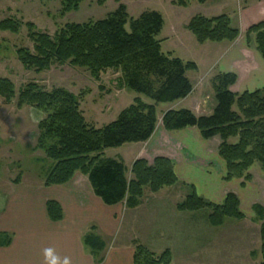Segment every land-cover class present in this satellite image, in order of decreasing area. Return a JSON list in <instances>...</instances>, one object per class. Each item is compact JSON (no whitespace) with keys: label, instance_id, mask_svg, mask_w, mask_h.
<instances>
[{"label":"trees","instance_id":"16d2710c","mask_svg":"<svg viewBox=\"0 0 264 264\" xmlns=\"http://www.w3.org/2000/svg\"><path fill=\"white\" fill-rule=\"evenodd\" d=\"M81 1L62 0L64 11L78 8ZM191 1L170 0L178 7H187ZM196 1L203 4L207 0ZM163 23L161 14L155 11L131 18L123 5L102 20L65 24L54 36L36 30L32 23L22 24L11 18L0 21L1 32L17 35L22 26L26 28L32 48L16 50L18 61L26 69L41 73L56 64H68L86 69L94 79L107 70L119 71L127 90L152 102L145 104L135 98L114 121L95 128L85 120L78 98L68 91L60 88L47 91L31 82L17 94L10 80L0 78V98L5 103L16 100L18 109L29 106L44 115L37 126L35 150L41 151L50 162L45 187L65 185L79 173L87 178L93 194L104 205L113 207L125 202L127 209H134L140 206L146 189L158 193L176 186L178 178L168 158L157 157L152 164L136 160L131 167L132 179L128 181L122 161L103 157L107 149L147 142L158 124L156 106L183 100L193 91L186 74L196 71L197 66L162 52L157 37ZM186 28L199 44L233 42L240 34L226 14L196 15ZM245 36L264 61V20L248 28ZM236 80L232 72L220 73L212 79L215 107L210 115L197 116L188 109L168 110L160 120L167 132L195 128L206 141L218 137V156L225 165L224 181L249 180V169L254 164L264 167V91L234 94L231 87ZM190 190L177 206L178 211L207 213L205 219L214 228L221 227L226 220L245 219L234 193H228L220 204H215ZM45 209L50 221L63 219L58 202L47 201ZM252 211L260 227V264H264V207L254 205ZM10 239L9 235L0 234L2 245L9 244ZM83 242L99 263L105 243L94 227ZM171 263L169 249L154 253L134 242L133 264Z\"/></svg>","mask_w":264,"mask_h":264},{"label":"rangeland","instance_id":"374dc122","mask_svg":"<svg viewBox=\"0 0 264 264\" xmlns=\"http://www.w3.org/2000/svg\"><path fill=\"white\" fill-rule=\"evenodd\" d=\"M261 1L264 0H235L234 5L231 3L223 6L221 0H208L206 5H201L196 0H192L187 7H178L173 5L170 0H83L79 3L78 8L64 11L62 0H0V21L11 18L22 24L32 23L36 30L54 36L65 24H82L88 21L102 20L117 10L120 5L125 7L131 18H137L145 11H155L161 14L164 22L162 31L157 37L161 41L162 52L164 54L169 53L184 62H193L197 66L196 61L206 62L204 56L208 57V52L206 48L200 49L196 45L211 42L199 44L186 27L194 16L202 15V10L216 9V16L226 14L230 18L232 26L240 32L239 37L233 42H244L248 52L256 55L264 63L253 42L248 44L245 36L248 28L263 20L246 27L241 23L242 15H245L242 12L248 9L251 4H259ZM252 41H254L253 37ZM18 48H32L24 26L21 27L17 35L0 31V78L10 80L17 94L20 89L31 82L47 91L54 88L68 91L78 98L80 110L85 120L95 128H102L114 121L122 110L132 104L135 98H139L145 104H152L146 97L138 96L127 90L119 71L107 70L100 74L99 79H94L86 69L72 67L68 64H56L48 70L37 73L33 69H26L18 61L16 55ZM216 50L222 49L216 46ZM222 53L223 51L218 52L216 57H220ZM218 62L219 60L216 63V74L210 79V85L207 83L199 85L203 81V76L197 70L186 74L187 77L189 75L188 78L195 85V94L186 101L185 105L198 108V110L200 108L201 113L208 112L213 107L215 100L211 81L220 74L218 73L220 72L217 66ZM205 68L203 67L204 71ZM197 98L204 102L197 100ZM175 106H182V104L177 101L176 104L173 102L156 106L158 124H160L162 114L171 108H175ZM205 107L206 109H204ZM43 117L41 112L32 107L24 106L18 109L16 100L5 103L0 98V212L8 206L9 194L13 185L23 183L24 186L32 189L44 186V178L50 167V162L45 159L41 151L35 150L37 126ZM235 141L232 140L231 142ZM219 144L220 139L218 137L210 142L211 148L216 149L217 154ZM147 146L146 144H126L120 148L105 150L103 157L122 161L126 168V178L130 181L132 179V164L138 159L145 160L142 157L147 156ZM212 149L210 151L214 153ZM153 161L147 162L152 164ZM249 175V180L225 181L230 182L228 184L230 189L226 195L234 193L240 200V209L245 215L244 220H226L221 227L214 229L210 226V229L215 232V239L211 240L210 237L209 243L204 245L200 241L211 236V232L210 230L197 232L196 229L202 216L205 218L207 213L182 217L184 220L186 219L185 221H189L185 222V227L183 226L185 233L178 230L169 235L172 240L180 241L181 235L188 239L190 246L188 256L193 261L187 262V264H260V227L259 223L255 221L252 206L264 207V167L260 164H254L249 169ZM223 177H225V172ZM72 180L70 191L73 190L74 193H78L82 199L87 197L89 193L87 178L78 173ZM4 184H12V186L3 187ZM190 189L194 190V187L180 182L178 179L176 186L163 188L159 191L163 192L158 195L146 189L145 192L147 193L144 192L145 196H143L140 206L134 209H127L125 202H123L110 210L109 214L114 213L112 215L117 222H120V234L108 239V246L123 245L130 240L134 248L136 241L134 237L141 244L155 245L152 242V240L154 241L152 233L161 221L154 223L153 219L160 211L162 212L160 214L167 213V216L164 215L163 217L171 221L175 217L173 214H175L177 206L191 193ZM216 203L220 204L221 202ZM95 206V203L90 204L92 208ZM155 207H162L164 210L159 209L157 212L156 209L154 210ZM169 211H172V217ZM151 222L155 226H152L153 223L150 224ZM167 231L168 229L165 228L164 232ZM169 236L161 239L159 243L165 246L169 244L170 246L171 244L177 246L170 241Z\"/></svg>","mask_w":264,"mask_h":264},{"label":"crops","instance_id":"0c3cea01","mask_svg":"<svg viewBox=\"0 0 264 264\" xmlns=\"http://www.w3.org/2000/svg\"><path fill=\"white\" fill-rule=\"evenodd\" d=\"M221 1L223 6L224 4L233 3L234 5L235 3V0ZM207 2L208 0L201 5H206ZM242 13H245L241 19L244 27L264 20V1H261L259 4H251ZM202 15L214 17L216 16V9L202 10ZM196 46L200 49L206 48L208 52V57L204 56L205 63L196 61L197 72L203 76V81L199 84L200 86L205 83L210 85V79L216 74V63L219 60L217 66L220 72L218 73L233 72L236 74V83L231 87V91L234 94L256 90L264 91V63L256 55L248 52L244 42L237 43L236 41L229 44L207 43ZM216 46L222 50L217 51ZM222 51V55L216 57L218 52ZM203 67H206L205 71ZM197 72L191 73L195 74ZM188 79L190 80V78ZM190 81L193 86L192 93L187 98L178 101L182 106H175V108L169 110L188 109L197 116L210 115L215 107V103L208 112L204 111L202 113L199 111L200 108L198 110V108L185 105L186 101L195 94V85L192 80ZM197 100L203 101L200 98H197ZM176 103L177 101L174 102V104ZM213 139L207 141L202 139L200 133L195 128L167 132L162 128L160 123L157 124L152 137L147 142L138 144L148 145L147 156L142 158L149 162L153 161L156 157L168 158L174 164L175 173L180 182L192 185L197 196L216 203L223 201L226 192L230 189L228 188L230 182L224 181L225 166L219 158L217 150L211 148L210 142ZM72 181L61 186L35 187L37 189L24 186L23 183L11 187L8 206L0 212V214H3L0 215V234H7L11 239L7 245H2L3 243L0 240V264H45L43 252L46 248H52L55 256L61 262L65 257L70 258L71 264H133L134 248L130 240L123 245L108 246V239L120 234V222L116 221L114 215H112L114 213L109 214L110 210L116 208L118 205L113 207L104 205L93 194L88 181L89 193L84 199L80 198L78 193H74L73 190L70 191V183ZM8 185L12 186V184H4L3 187ZM236 193L238 194V192ZM50 200L58 202L62 208L63 219L59 222H52L47 216L45 205ZM92 203L96 204L95 208L90 207ZM155 209L158 212L159 209L163 208L155 207ZM158 213L156 215L158 217L155 216V219H153L154 223L161 221L152 233L154 239L152 242L155 245L143 243L145 244L144 246L152 252L169 249L172 253L171 264H187V262L193 261L188 256L190 249L188 239L181 235L180 241L177 239L172 240L169 235L178 230L185 233V222L189 221H185L186 219L184 220L182 217L199 214L180 212L178 210H175V214H173L172 211H169L171 217L172 214L175 216L170 221L163 217L167 213L160 214L162 213L160 211ZM205 220L204 216H202L200 224L196 229L197 232L201 230H210L211 232V236H207L200 241L203 245L209 243L208 239L210 237L211 240L215 239V232L210 229V225ZM154 223L152 226H155ZM92 227L95 228L96 234L105 243V248L98 257L99 263L83 242V237ZM165 228L168 229L167 232H164ZM212 228L214 229V227ZM168 236L170 237V241L174 242L177 246L173 244L165 246L159 243L161 239H165ZM134 239L140 243L137 238L134 237ZM3 242L6 243L7 241L3 240Z\"/></svg>","mask_w":264,"mask_h":264},{"label":"clouds","instance_id":"9594fccd","mask_svg":"<svg viewBox=\"0 0 264 264\" xmlns=\"http://www.w3.org/2000/svg\"><path fill=\"white\" fill-rule=\"evenodd\" d=\"M43 256L45 264H71V260L68 257H65L61 262L60 259L55 256L52 248L44 249Z\"/></svg>","mask_w":264,"mask_h":264}]
</instances>
